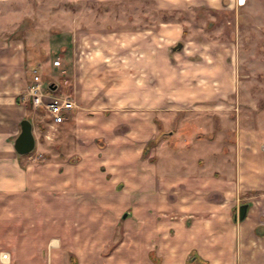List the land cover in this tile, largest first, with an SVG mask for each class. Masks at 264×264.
Here are the masks:
<instances>
[{"label":"crops","instance_id":"0c3cea01","mask_svg":"<svg viewBox=\"0 0 264 264\" xmlns=\"http://www.w3.org/2000/svg\"><path fill=\"white\" fill-rule=\"evenodd\" d=\"M152 1L157 8L189 11H218L236 4V0ZM133 29L95 28L84 34L76 30L67 43L70 51L59 59L57 68L70 76L69 97L75 102L67 115L71 113L75 132H84L90 152L76 148L79 163L63 164L57 177L28 166L18 154L11 153L9 159L0 154V193L24 207L37 200L57 203L59 222L73 223L78 239L83 223L89 225V233L97 234L98 225L106 223L113 232L115 210L136 205L141 212L134 242L121 241L116 248L136 255L138 264H264V121L237 119L226 125L222 120L217 126L210 122L203 135L182 141L169 131L149 155L154 161L151 173L143 147L157 137V130L146 120L147 113L153 118L187 106L211 107L208 101L226 92V87H211V76L217 85L225 76L214 71L211 75V42L203 36L183 38L186 28L180 21L140 28L138 37L131 35ZM179 38L180 49L171 55L163 51ZM1 48L0 119L4 115L7 125L13 121L11 134L16 135L25 117V108L16 102L27 87L25 52ZM114 49L120 54L113 55ZM184 49L186 57L181 56ZM195 56L198 60L193 61ZM190 67L197 71L190 74ZM15 70L23 79L14 77ZM105 111L134 113L136 134L115 132L130 115L119 114L120 122L109 124L83 115ZM135 142L138 146H131ZM131 151L134 158L127 156ZM134 172L136 187L117 193L114 177L124 180ZM242 205L247 208L240 219Z\"/></svg>","mask_w":264,"mask_h":264},{"label":"rangeland","instance_id":"374dc122","mask_svg":"<svg viewBox=\"0 0 264 264\" xmlns=\"http://www.w3.org/2000/svg\"><path fill=\"white\" fill-rule=\"evenodd\" d=\"M164 21H180L186 28L183 38L190 35L201 39L203 36L211 42L208 50L211 75L214 71L222 78L225 76L220 85L214 83L211 76V87H226V92L210 99L209 103L204 101L211 107L187 106L177 112L161 111L153 118L147 113L146 120H151L157 130V137L143 147L146 169L152 173L154 161L149 155L169 131L175 132L174 139L182 141L203 135L210 128V122L217 126L222 120L226 125L237 119L264 121V0H236V4L230 3L218 11L169 10L157 8L152 0H0V45L1 50L6 46L14 52L24 50L27 87L30 69L37 66L44 88L52 83L56 85L54 93L69 96L73 91L70 76L62 73L61 67H54L53 62L63 60L64 53L70 51L67 43L71 42L76 30L84 34L83 31L95 28L115 31L134 28L131 35L138 37L140 28ZM116 34L122 36L120 32ZM183 38L170 42L163 51L171 55L175 52L172 47L179 42L183 44ZM132 48L133 45L130 46L131 54ZM135 52L141 55L138 50ZM181 52V56L186 57V50ZM119 54V50L114 49L113 55ZM192 60L198 58L195 56ZM196 71V67L189 69L190 74ZM16 72L12 73L14 77L19 76ZM19 77L23 79L22 74ZM27 87L21 92L18 104L20 109L25 108L24 118L35 128V147L19 157L28 166L44 169L57 177L63 172V164L70 163L74 167L79 163L76 148L90 152L88 143L84 142L87 137L84 132H75L73 120L69 118L71 113L65 123L51 126L46 111L31 106ZM17 110L18 115L19 107ZM119 114L130 115V118L115 132L135 135L132 125L135 114L132 112L83 113L85 118L96 120L97 117L108 124L119 123ZM6 120L4 115L0 119L3 159H9L11 153L17 154L12 144L19 133L11 134L13 121L7 125ZM18 128L20 130V126ZM149 132L147 129V134ZM130 144L138 146L137 142ZM127 156L134 158V151ZM134 164L136 172L137 159ZM135 172L124 180L114 177L117 193L136 187L138 176ZM140 212L136 205L115 210L113 232L111 224L106 223L98 225L97 234L89 233V225L83 223L78 239L73 223L59 222L61 215L57 203L37 200L24 207L0 193V264H138L136 255H127L129 250L116 246L121 241L128 245L134 242L131 240L136 237Z\"/></svg>","mask_w":264,"mask_h":264},{"label":"built area","instance_id":"2783aa9c","mask_svg":"<svg viewBox=\"0 0 264 264\" xmlns=\"http://www.w3.org/2000/svg\"><path fill=\"white\" fill-rule=\"evenodd\" d=\"M61 62L55 60L54 67H59ZM39 67L30 69L31 79L27 87L28 99L34 109H43L50 118V125L57 126L65 122L67 114L75 106V102L69 97L56 94L42 85Z\"/></svg>","mask_w":264,"mask_h":264},{"label":"water","instance_id":"95a60500","mask_svg":"<svg viewBox=\"0 0 264 264\" xmlns=\"http://www.w3.org/2000/svg\"><path fill=\"white\" fill-rule=\"evenodd\" d=\"M181 47L182 44L177 43L174 47H172L171 50L180 49ZM47 87L49 90L53 91L56 88V85L50 83ZM12 145L18 155H26L34 149L35 138L33 135L32 123L30 120L24 118L20 121V130L17 136L15 137ZM246 208V205L240 206L238 211V217L240 219L244 217ZM123 216L125 217L126 215L124 214Z\"/></svg>","mask_w":264,"mask_h":264},{"label":"trees","instance_id":"16d2710c","mask_svg":"<svg viewBox=\"0 0 264 264\" xmlns=\"http://www.w3.org/2000/svg\"><path fill=\"white\" fill-rule=\"evenodd\" d=\"M16 102H17V103L20 102V97H17Z\"/></svg>","mask_w":264,"mask_h":264}]
</instances>
